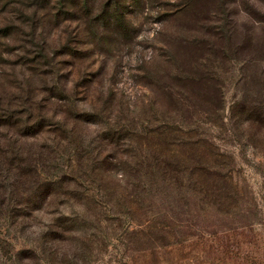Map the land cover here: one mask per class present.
Listing matches in <instances>:
<instances>
[{"label": "rangeland", "instance_id": "obj_1", "mask_svg": "<svg viewBox=\"0 0 264 264\" xmlns=\"http://www.w3.org/2000/svg\"><path fill=\"white\" fill-rule=\"evenodd\" d=\"M217 47L226 61L205 64L219 71L222 121L200 125L230 156L223 164L233 167L238 194L209 206L190 190L154 187L140 197L145 216L121 212L99 224V216L81 217L88 207L70 193L109 205L131 201L132 187L115 174L99 186L85 170L68 187V155L76 169L92 163L76 161L73 148L96 160L112 155L101 138L108 123L162 102L142 68L171 61L195 71ZM244 101L264 104V0H0V111L12 117L0 131V167L4 156L23 165L35 159L39 183L58 191L43 202L35 183H15L13 170L0 182V264H264V130L234 125V107ZM88 114L100 120L90 123ZM8 207L32 218L12 224L3 216ZM68 217L81 224L59 236L54 225ZM147 221L179 242L142 240Z\"/></svg>", "mask_w": 264, "mask_h": 264}, {"label": "trees", "instance_id": "obj_2", "mask_svg": "<svg viewBox=\"0 0 264 264\" xmlns=\"http://www.w3.org/2000/svg\"><path fill=\"white\" fill-rule=\"evenodd\" d=\"M113 11L114 9L110 7L109 12ZM103 18H100L99 22H104ZM200 47L201 44L198 43L196 51L200 50ZM208 52L212 54L213 59H210L209 56L207 61H204L203 58V62L198 60V67H195V71H183L179 69L180 65L174 69L170 65L171 61H169L167 69H162L157 64L153 65V61L150 62L152 66L142 68L144 71H142L141 79L157 91L162 102L151 100L146 105L142 103L137 108L136 114L134 111L132 116L118 117L114 124L108 123L101 138L105 142L103 149L107 147L109 151H113L112 155L105 156L102 160H96L91 158V155L81 145L73 148L70 153L76 158V161L88 162L92 160V163L85 165L78 163L76 169L68 155V160H70L68 187L72 184L77 185L76 179L79 176L76 170L79 172L85 170L84 176L98 183L99 186L101 183H106L107 179L113 178L111 174H115L116 181L128 183L132 187L129 195L132 198L131 201L128 200L124 203L118 202V199L117 202L109 205H101L94 198L89 200L88 197L78 193H70L69 196L72 199L80 200L81 203L84 201V207H88L81 217L99 216L95 219L99 224L100 217L113 216L121 212H128L132 216H145V213H142L140 197L150 194L154 187L160 189L164 186L190 190V193L200 196L204 203L210 204L209 206L219 205L222 199L227 200L232 197L231 195L238 194L237 183L233 179V167L223 164L229 163L227 158L230 156L223 153L210 138L208 139L207 131L200 125L207 118L210 120L209 123L216 127L215 122L222 119H220V115L222 114L223 87L219 80V71L215 65L209 68L205 62L226 61V58L223 47L221 49L218 47L209 48ZM172 65L174 64L172 63ZM202 94L204 95L202 96ZM29 109L31 110V107ZM0 112H2L0 113L1 131L10 125L12 117L5 115L6 111ZM233 112L236 116L234 118L237 120L234 125L237 123L244 131L264 130L263 103L244 101L236 105ZM88 117L90 123L100 120L97 114H88ZM11 128L18 133L20 127L12 125ZM32 135H29L28 132L24 133V136L27 137ZM67 137L70 139L66 132L65 138ZM4 158H7V161L2 165L3 167H0V182L7 180L9 172L13 170L17 175L15 183L20 182L21 185L35 183L37 186L32 192L34 195L40 194L39 197L45 196L43 202L58 194L57 188L53 189L57 184L39 183L37 167L32 165V163H37L35 159H29L26 163L31 164L23 165L21 157L10 159L4 156ZM60 183L58 182V184ZM42 187H44V191L40 192ZM58 188L61 189L60 186ZM100 190L106 191L104 188ZM4 192L5 185L2 183L0 185V205H4ZM21 199L24 200L23 197ZM27 200L26 203L32 204L33 201ZM18 201L20 200L18 199ZM14 202L16 201L14 200ZM88 203L89 205H87ZM3 216L12 224H20L25 218H32V215L20 214L19 211L15 213L9 207L8 212H4ZM110 220L113 221V219ZM136 220L137 222L141 221ZM70 224L81 223L74 217H68V223L67 221H57L54 225L55 233L59 236L66 233L71 234L73 231L70 229ZM136 225L141 224L136 223ZM141 227L149 229V233L145 236L142 235L144 238L141 237V239L152 246L160 245L156 242H168L170 239L175 240L174 243L179 242L176 241V238L170 237L169 239V231L163 227H156L152 221ZM58 235H56L57 238ZM30 253L34 255V252Z\"/></svg>", "mask_w": 264, "mask_h": 264}]
</instances>
